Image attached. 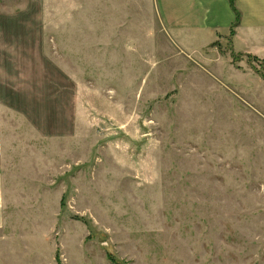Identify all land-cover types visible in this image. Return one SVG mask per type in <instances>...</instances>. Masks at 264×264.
<instances>
[{
  "label": "rangeland",
  "instance_id": "1",
  "mask_svg": "<svg viewBox=\"0 0 264 264\" xmlns=\"http://www.w3.org/2000/svg\"><path fill=\"white\" fill-rule=\"evenodd\" d=\"M155 10L80 0L70 38L0 21L48 50L7 86L37 130H7L0 264H264V51H190Z\"/></svg>",
  "mask_w": 264,
  "mask_h": 264
},
{
  "label": "crops",
  "instance_id": "2",
  "mask_svg": "<svg viewBox=\"0 0 264 264\" xmlns=\"http://www.w3.org/2000/svg\"><path fill=\"white\" fill-rule=\"evenodd\" d=\"M29 1L42 4L43 7L41 6L39 14H37L36 9L34 12L29 11L31 4ZM153 1L162 26L173 34L175 40L190 51L198 46L203 47L216 43V41L222 43L226 39L230 41L231 52L234 53L245 54L264 51L262 49L264 47V0H234V5L240 13L237 23H235V12L229 0ZM59 4L61 5V12H58L57 5ZM79 4L80 0H0V21H12L23 17L30 21H46L52 25L51 31L53 32L55 29L53 28L54 22L61 19L68 25V31H63V36L70 38L69 21L72 20V16L75 17L74 14H70V5ZM26 14H29L28 18ZM231 29L234 31L232 35L230 34ZM52 32L51 36L53 37ZM19 36L25 43L19 40ZM40 41L42 43L39 33L38 35L34 34L32 28L30 31L10 30L7 27L3 28L0 24V211H2L1 197L5 184L2 172L6 163L7 146L9 147L11 144V142L8 144L7 141H16L7 136V130L14 131L20 124L29 126L31 130H37L33 126L30 115L23 111L20 106L6 104L7 86L19 97L21 89L15 86L33 84L30 73L22 76L21 70L31 67L36 69V63L40 60L43 62L45 59L47 60V58L39 55L41 52L48 51L42 50ZM47 42L45 45H48ZM81 42H84V39L78 42V47ZM71 46L73 45L67 44V51L69 48L71 50ZM63 49L66 50V48ZM34 79H37L36 76ZM44 79L42 78L40 82L43 83ZM9 115L14 121L7 119ZM11 124L13 126H10Z\"/></svg>",
  "mask_w": 264,
  "mask_h": 264
},
{
  "label": "trees",
  "instance_id": "3",
  "mask_svg": "<svg viewBox=\"0 0 264 264\" xmlns=\"http://www.w3.org/2000/svg\"><path fill=\"white\" fill-rule=\"evenodd\" d=\"M229 2H230V5H231L233 11L235 12V16H236V22L235 23H237V22H239L240 13H239V11L236 9V7L234 5V0H229ZM233 33H234V31H233V29H231L230 34L232 35ZM240 54H237L236 57L238 55H240ZM233 55H234V53H233ZM247 56L249 57L250 55H247ZM250 57H252V56H250ZM253 58H255V57H253Z\"/></svg>",
  "mask_w": 264,
  "mask_h": 264
}]
</instances>
